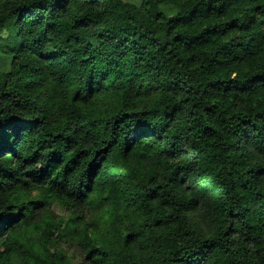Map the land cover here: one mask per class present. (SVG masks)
I'll list each match as a JSON object with an SVG mask.
<instances>
[{
	"label": "trees",
	"instance_id": "obj_1",
	"mask_svg": "<svg viewBox=\"0 0 264 264\" xmlns=\"http://www.w3.org/2000/svg\"><path fill=\"white\" fill-rule=\"evenodd\" d=\"M0 38V264H264V0H0Z\"/></svg>",
	"mask_w": 264,
	"mask_h": 264
},
{
	"label": "rangeland",
	"instance_id": "obj_2",
	"mask_svg": "<svg viewBox=\"0 0 264 264\" xmlns=\"http://www.w3.org/2000/svg\"><path fill=\"white\" fill-rule=\"evenodd\" d=\"M1 37H6V34H3ZM1 42L2 41L0 38V44ZM11 61V57L8 56L5 52H3L0 48V72H7L10 69ZM57 212L60 215H63V211L60 208H57Z\"/></svg>",
	"mask_w": 264,
	"mask_h": 264
}]
</instances>
